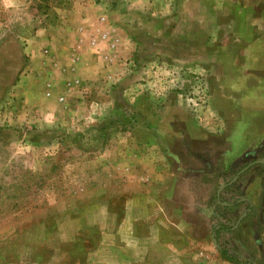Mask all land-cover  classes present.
Here are the masks:
<instances>
[{
    "label": "rangeland",
    "instance_id": "1",
    "mask_svg": "<svg viewBox=\"0 0 264 264\" xmlns=\"http://www.w3.org/2000/svg\"><path fill=\"white\" fill-rule=\"evenodd\" d=\"M71 1L0 0V264H233L220 252L264 264V127L254 149L246 134L233 149L226 132L204 140L186 127L243 126L212 112L205 119L212 76L195 69L196 53L206 51L199 57L210 66L216 41L228 46L218 27L229 21H213L206 0H174L166 36L136 55L142 68L90 91L84 84L99 69L84 53L79 62L55 55L48 36ZM181 10L187 23L177 19ZM154 23L146 20V31ZM181 55L189 69L176 63ZM172 160L175 173L184 165L192 173L194 198L173 177L183 186L156 199L155 184L172 182Z\"/></svg>",
    "mask_w": 264,
    "mask_h": 264
},
{
    "label": "crops",
    "instance_id": "2",
    "mask_svg": "<svg viewBox=\"0 0 264 264\" xmlns=\"http://www.w3.org/2000/svg\"><path fill=\"white\" fill-rule=\"evenodd\" d=\"M184 1L188 2L187 0ZM206 1L213 5V21L221 19L229 21L223 27L221 25L218 27L219 33L221 31L227 32L229 42L228 46H221V40L216 41L217 38L214 40V42L216 41V45L213 47V52L211 53L214 59L210 66V62H206L199 57H204L207 54L206 51L196 53L198 63L195 67L196 71L203 76L205 75L206 81L210 79V75L212 76L211 81L208 80L211 83L209 90L211 93L207 97L208 109L202 115L207 120V117L210 115L209 112H212L211 114L216 117L227 119V123H229V119L231 118V120L234 119L233 125L243 124V126L240 128V131H237L236 128L233 130V127L230 125L222 126L221 124H217L218 126L221 125L220 128H217L213 126V123L200 126L188 124L186 125L188 135L197 131L198 134H204L202 136H204L205 140L209 136L213 137L226 132L227 139L223 135V143L225 145L229 144L234 149L237 141L235 142L233 139L238 140L239 137H244V134H246L245 139L250 142L246 144L247 148L254 149L252 141L257 137L258 132H260H257V130L264 127L262 123L264 120V1ZM206 1L201 0L200 4H204ZM76 2L77 0H72L70 5H66L69 13L64 15L65 20L62 18L63 26L59 31L48 32V36H55L53 41V46L55 47L53 53L55 55L56 52H60L63 55L71 53L72 61L79 62L82 59L81 54L84 53L86 62L90 61L94 65V69H99L97 79H100V83H97V79L92 78L91 82L89 81L86 85L84 84L85 89L90 91L94 89V84L98 85L96 87L100 85L101 88L109 89L108 86L113 81L119 83L121 80L119 76L123 74L125 69L130 70L131 68L129 67L140 70L142 64L136 58V55L144 47L147 40H149V45L158 46L161 38L167 34L165 31L166 25L168 23L171 24L172 5L173 3L177 4L174 0H84V3L79 2V5ZM71 4H75V6L72 8ZM181 5L182 3H180V7L178 6L180 9ZM215 6L220 7L215 8ZM221 8H223V12L220 11ZM215 9L219 12H215ZM187 13L182 10L177 12V19L181 24L183 17H185L184 21L188 22ZM196 13H199L198 10H196ZM102 18L103 21H101ZM146 20L155 22L151 26L152 29L148 31L145 28L147 26L145 24ZM181 24L180 36L188 39L189 33L185 29L187 26L184 25L185 28L183 29V25ZM173 32L174 30L170 26L169 37H172ZM43 33L45 32L43 31ZM197 33L198 35H204L200 30ZM58 35L61 38L64 36L71 37V40L70 42H67L64 38V40H58ZM183 41L180 43L182 51L188 48L187 44L184 43L183 49ZM218 46L221 47L218 49ZM204 47V44L203 47L198 45L197 51H202ZM49 53H51L50 49ZM176 63L181 64L180 68L182 70L189 69V60L183 57V55H181L180 60H176ZM164 67L165 70L171 69L170 67L173 66L164 65ZM208 69H211L210 74H208ZM137 73L138 71L133 72V75ZM185 73L182 72V75H185ZM85 92L83 91V93ZM231 102L236 104L233 108H231V104H233ZM249 116L251 119H247ZM253 118H257V121L262 124L259 127L255 126ZM216 140L220 141V136ZM216 140L215 143H217ZM231 142L234 143L231 145ZM218 144H221V142H218ZM166 148L167 146H165ZM215 151H221V149H215ZM224 152L227 153V150H224ZM174 164L175 162L172 160V171L170 173L172 178L167 176L168 179H172L171 183L167 182L165 186V184L159 181L161 177L157 176L159 183L154 186L156 199L161 195L166 197L171 196L170 198H172L174 190L183 186V183L186 185V190L189 191V197L194 198L192 183H189L193 180L191 178L192 173L189 174L186 165H184L182 167L183 170L181 169L182 172L177 174L175 170L178 166L174 169ZM173 177H178L183 183L180 181L174 182ZM164 189L165 193H162L161 190ZM222 189L223 187H220L217 193ZM166 197L164 202L170 199H166ZM155 203L165 209V206L160 205L159 200ZM160 207H158L159 211ZM173 210L171 209V211ZM196 228L199 227L196 226ZM200 228H203V225Z\"/></svg>",
    "mask_w": 264,
    "mask_h": 264
},
{
    "label": "trees",
    "instance_id": "3",
    "mask_svg": "<svg viewBox=\"0 0 264 264\" xmlns=\"http://www.w3.org/2000/svg\"><path fill=\"white\" fill-rule=\"evenodd\" d=\"M222 258L227 261V262H230V263H233V264H242L239 260H234L232 258H230L225 252H220Z\"/></svg>",
    "mask_w": 264,
    "mask_h": 264
},
{
    "label": "built area",
    "instance_id": "4",
    "mask_svg": "<svg viewBox=\"0 0 264 264\" xmlns=\"http://www.w3.org/2000/svg\"><path fill=\"white\" fill-rule=\"evenodd\" d=\"M101 21H103V18L101 19ZM44 53H45V54H47V53H48V51H44Z\"/></svg>",
    "mask_w": 264,
    "mask_h": 264
},
{
    "label": "water",
    "instance_id": "5",
    "mask_svg": "<svg viewBox=\"0 0 264 264\" xmlns=\"http://www.w3.org/2000/svg\"><path fill=\"white\" fill-rule=\"evenodd\" d=\"M255 163H258V164H260V163H262V162H255Z\"/></svg>",
    "mask_w": 264,
    "mask_h": 264
}]
</instances>
